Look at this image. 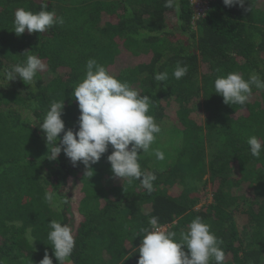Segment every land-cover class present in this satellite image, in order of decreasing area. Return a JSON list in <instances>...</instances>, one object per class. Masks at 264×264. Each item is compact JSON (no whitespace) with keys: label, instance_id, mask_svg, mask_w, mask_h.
Returning a JSON list of instances; mask_svg holds the SVG:
<instances>
[{"label":"trees","instance_id":"obj_1","mask_svg":"<svg viewBox=\"0 0 264 264\" xmlns=\"http://www.w3.org/2000/svg\"><path fill=\"white\" fill-rule=\"evenodd\" d=\"M43 3L0 0V70L30 54L46 65L31 85L0 74V261L39 264L47 251L59 264L47 239L55 219L76 242L65 264H138L141 229H151L152 217L178 241L199 217L222 241L224 264H264V152L252 156L247 144L253 135L264 143V89L253 86L244 105L225 104L214 92L215 79L231 72L264 80V0L243 7L209 0L196 19L191 0H178V11L165 0H47L63 23L17 36L15 10L35 13ZM89 59L150 98L161 128L151 149L164 153L163 160L140 156L142 171L157 177L151 192L114 176L111 145L91 169L74 166L63 151L47 159L36 123L54 100L64 101L65 131L78 130L72 92ZM178 61L188 66L180 80L173 77ZM165 71L168 80L156 81ZM46 191L58 206L46 202Z\"/></svg>","mask_w":264,"mask_h":264},{"label":"clouds","instance_id":"obj_2","mask_svg":"<svg viewBox=\"0 0 264 264\" xmlns=\"http://www.w3.org/2000/svg\"><path fill=\"white\" fill-rule=\"evenodd\" d=\"M223 3L228 7H243L245 0H223ZM177 4L178 0H165L164 6L176 8L178 11ZM57 23L62 24L63 18H58L54 11H48L47 0H44L41 10L35 13L24 8L16 9L13 30L17 36L24 34L26 30L28 33H45ZM86 67L84 79L72 92L80 110L78 130L65 131V122L62 119L64 101L54 100L42 123H36L45 135L48 145L47 159L56 160L63 151L74 166L82 162L91 169L111 145L113 151L107 159L114 176L140 181L148 192L153 191V182L157 177L153 172L142 171L139 163L142 153L154 154L159 160L164 159L161 150L151 149L161 128L149 114V96H142L133 87L120 81L95 59H89ZM45 68L46 65L37 55L30 54L25 62L2 69L0 74L8 82L19 77L25 84L31 85L36 74ZM187 72L188 66H182L178 61L173 77L180 80ZM154 78L158 82L167 81L168 73L156 72ZM253 86L264 89V80L255 74L246 80L240 73L231 72L215 79L214 92L223 97L225 104L244 105L252 95ZM62 132L64 134L61 138ZM247 144L252 156L259 158L264 152V143L255 135L248 138ZM44 199L51 206H58L53 192L46 191ZM149 223L151 229H141L144 235L138 248V264H210L211 261L224 264L225 253L220 247L222 241L201 218L197 217L191 221L179 241L175 231L161 229L157 218L152 217ZM49 229L47 239L54 249V256L59 264H65L75 248L72 229L55 219L49 222ZM185 245L187 251L184 250ZM0 264H3V261H0ZM39 264H53V259L47 251Z\"/></svg>","mask_w":264,"mask_h":264},{"label":"rangeland","instance_id":"obj_3","mask_svg":"<svg viewBox=\"0 0 264 264\" xmlns=\"http://www.w3.org/2000/svg\"><path fill=\"white\" fill-rule=\"evenodd\" d=\"M191 4H193V8H194V18H198L203 12L204 9L208 6V2L209 0H191ZM204 134L200 135L197 140L198 143H200V147L203 148L205 151L207 150L206 148V142H205V138L203 136ZM208 192H209V198H208V202L211 201V192H210V186L208 187ZM206 201V202H207ZM203 203L199 204L197 207H200ZM238 222L241 224L242 222H240V220H238ZM165 229L167 227H164Z\"/></svg>","mask_w":264,"mask_h":264},{"label":"built area","instance_id":"obj_4","mask_svg":"<svg viewBox=\"0 0 264 264\" xmlns=\"http://www.w3.org/2000/svg\"><path fill=\"white\" fill-rule=\"evenodd\" d=\"M206 8H207V7H206ZM206 8H205V9H206ZM205 9H204V10H205ZM160 227H161V226H160ZM161 229H162V230H165V228H164V227H161Z\"/></svg>","mask_w":264,"mask_h":264}]
</instances>
